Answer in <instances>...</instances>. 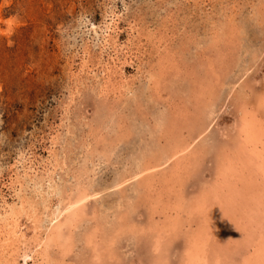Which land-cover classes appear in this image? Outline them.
I'll list each match as a JSON object with an SVG mask.
<instances>
[{
  "label": "rangeland",
  "instance_id": "1",
  "mask_svg": "<svg viewBox=\"0 0 264 264\" xmlns=\"http://www.w3.org/2000/svg\"><path fill=\"white\" fill-rule=\"evenodd\" d=\"M263 97L264 0H0V264H43L39 241L80 194L70 250L50 249L62 264H182L199 219L187 202L253 149L237 148L242 111L264 125ZM186 141L198 155L169 171ZM248 188L206 205L209 232L247 215ZM233 222L204 243L207 263L263 264L264 231Z\"/></svg>",
  "mask_w": 264,
  "mask_h": 264
},
{
  "label": "bare ground",
  "instance_id": "2",
  "mask_svg": "<svg viewBox=\"0 0 264 264\" xmlns=\"http://www.w3.org/2000/svg\"><path fill=\"white\" fill-rule=\"evenodd\" d=\"M262 101H264V97L262 98ZM263 105H264V102H263ZM242 112H243L242 113L243 118L241 119L242 121L240 124L241 125L240 128L242 129L243 134L245 135V139L243 141V144L240 141L237 148L239 150L241 148V146L242 147H249V146L252 147L253 146V149L249 150V148H248V151L243 152L242 156H240L237 159L229 158L227 160L228 157L224 158L225 161L227 160L225 163H223L225 165V171L218 170V173L216 172L214 174L215 175V179H214L215 184L212 185L208 189L200 188L198 190L200 193L194 196L193 201H190L191 199H189V202H187L190 204L189 211H192L194 213L198 212L197 216L199 219L196 220L197 222H195V226H192L190 228L191 229L190 234L185 236L184 247H183V250L181 251L183 259H184L182 261V264H191V263L192 264H208V263L209 264H217L222 260L223 255L228 256L227 254H224L225 253L224 251H223L224 253H222L221 251L219 252V250H214L213 254L211 255V260L208 261V263H207V261H206L207 258L204 257V255H205V253L208 252V249L207 248L203 249V246H205L204 245L205 242H209L208 240H210L212 238V236H215L216 234L219 236H221V234H224L226 236L229 234L228 236L230 237L231 232L228 230V224L232 223L233 221L232 222L230 220L229 221H223V225L220 226V228H217V226H216L214 228L215 229L214 231L210 230V232H209L207 229L209 226L207 224H205L203 222V220L200 221V219H201V213L206 212V210H205L207 207L206 205L210 204V202L223 200V203L224 202L226 203L227 198H228V200H230L229 194H232L231 193L232 186H235V183L237 181H238V183L240 181L241 185L243 186L244 193H246L245 187H250V188H248L249 189V194L247 195L248 197H244L243 202H240V205H242V208L244 209V211L247 215H242V216H238V215L233 216L232 215L233 217L229 216L228 218H231V220L235 219L233 222V225H231V226L233 228H236L237 226L240 227V225H234V223H237V221L240 222L242 227H244V225L247 227L248 222L253 223L258 227L257 231L259 229V231H258V234H260L259 238H261V233L264 231V125L259 123L260 120L259 121L257 120L258 117H256L255 113H250L249 111H245V110H243ZM199 125H200L199 127L201 130L198 131V133H200L203 130V123L202 124L200 123ZM171 139H173V137ZM168 144H170V143H168ZM189 145H190V143L186 141L184 149H177L176 151L173 149V152H171V153L169 151L171 156L181 154L180 156L176 157V160L173 164H170L168 166L169 171H175V169L177 167H179V165H180L179 168H181L182 167L181 160L184 162V160L187 159L188 157L191 158L194 155L195 156L198 155L197 151H196L197 149L196 148L195 149L190 148ZM198 153H199V150H198ZM167 156H169V155H167ZM169 158L170 157L165 158V161L169 160ZM152 163L154 164V166L157 164V162H152ZM152 165H150V166H152ZM188 165H190V162ZM218 166H220V164ZM149 168H151V167H147V168H146V166H144L143 168L141 167V170L139 169L138 172H140V173L144 172V171L148 170ZM138 172H135L131 177H135V176L139 175L140 173L138 174ZM219 175L221 176V180L218 177ZM255 175H259V176L257 178H253V176H255ZM259 177H260V179H259ZM235 194H238V193L235 191ZM84 198H86V196L84 194H80V196L75 198L73 203L69 202L70 207H69V205H67V208L69 207L70 209L67 211V215L65 218H63L62 216H59V218H57V216L61 215V213H62V211L57 210L59 212H57V214L55 216L56 219L53 222H51L52 224L50 223L51 225L49 224L50 226H49L47 232L45 233V236H43V238L39 241L40 248L42 247L39 251V255H40L41 260L44 261L43 264H58V263L62 264L63 256L56 258L54 255H52V252L50 249L52 247H56L58 249L59 253L62 252L63 254L65 253L66 250H70L71 246L69 243V235L65 234L64 225L66 223H68L70 225L71 222H74V221L78 222L77 219H80L84 215V213H82L84 210L83 205L81 206V208L77 209V204H79L81 202V200H83ZM192 198H193V196H192ZM224 206L227 207V205H224ZM228 208H230V207H228ZM9 214L11 215V213H9ZM190 215H193V214L191 213ZM118 216H120V215H118ZM4 217L6 219L5 225H7V227H9V226L11 227V230L9 228L7 229L10 232H8L7 230L5 232L7 234L9 233V234H12L13 236H15L17 234L16 229L14 228L16 226L15 221L13 223V222H11L12 220L8 221V216H4ZM11 218H13V217H11ZM123 221L124 220L120 221L116 225L117 230L123 228L122 223H121ZM127 221H125V222H127ZM176 223L177 222L172 224L173 227L168 228V229H170V230L172 229L175 232L176 227H177ZM126 225H127V229H128V223H126L123 226H126ZM132 225H133V223H130V226H132ZM65 226H67V225H65ZM246 227L244 229H246ZM46 228H47V226H46ZM250 229H251V224L249 227V231H251ZM234 231H235V229H234ZM249 231H246V232L249 233ZM97 232H98L97 226H92V228L89 229V231H86V233H84L83 235H84V239H85L84 242L87 244V246L90 247V250L93 253V257L96 255L95 257L98 256L100 258L101 253L100 254H98V253L101 250H106V248L105 249H101V248L98 249L97 248L99 246L98 241L96 242ZM235 233H236V231H235ZM9 234H8V237H9ZM114 235H115V233H114ZM8 237H7V239H9ZM249 237H251V236H249ZM251 238H253V237H251ZM153 239L155 240L154 236H153ZM157 239H158V236H157ZM232 240H234L235 243L237 242L236 239H232ZM219 242L222 244V241H219ZM228 243H229V241H228ZM235 243H233V248H234V245L237 246V243L236 244ZM158 244L159 243L157 241H155V243L153 245L155 247V250H158ZM231 244H229V245H231ZM244 244L241 245V243L238 242V246L241 245L240 247H243ZM219 246H222V245H219ZM218 248H220V247H218ZM221 249H224V248L221 247ZM235 249L239 250L238 247H235ZM160 253H162L161 250H160ZM157 254L160 256V254L158 252H157ZM260 255H261V258H263L262 260L264 261V250H261ZM161 257L162 256H160V260H161ZM227 258L228 257H225V259H227ZM259 262H260V260H259ZM24 264H26V262H24ZM37 264H42V262L40 261Z\"/></svg>",
  "mask_w": 264,
  "mask_h": 264
}]
</instances>
